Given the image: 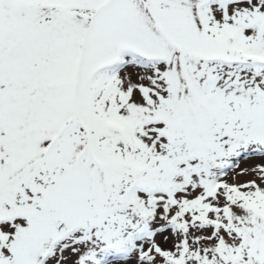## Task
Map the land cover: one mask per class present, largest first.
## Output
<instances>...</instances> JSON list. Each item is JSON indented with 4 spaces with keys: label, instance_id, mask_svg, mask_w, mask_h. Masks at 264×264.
<instances>
[{
    "label": "snow or ice",
    "instance_id": "6c2138e0",
    "mask_svg": "<svg viewBox=\"0 0 264 264\" xmlns=\"http://www.w3.org/2000/svg\"><path fill=\"white\" fill-rule=\"evenodd\" d=\"M0 264H264V0H0Z\"/></svg>",
    "mask_w": 264,
    "mask_h": 264
}]
</instances>
